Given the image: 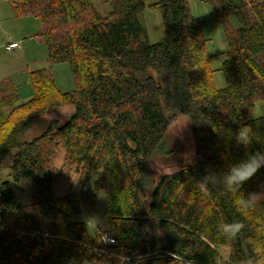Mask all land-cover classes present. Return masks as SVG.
<instances>
[{"label": "trees", "instance_id": "1", "mask_svg": "<svg viewBox=\"0 0 264 264\" xmlns=\"http://www.w3.org/2000/svg\"><path fill=\"white\" fill-rule=\"evenodd\" d=\"M4 1L16 16L39 21L48 63H67L75 88L59 91L53 76L39 69L29 73L33 98L18 104L15 86L0 80V169L9 168L14 183L26 180L33 199L22 205L9 182L0 184V264H122L124 257V264H243L246 240L260 219L242 207L243 198L260 191L264 168L239 194L201 188L198 181L264 151V116L249 118L264 100V1L203 0L228 46L220 89L188 0L157 1L165 36L155 44L145 35L144 0H104L110 6L105 16L91 0ZM65 106L74 111L63 123L41 118ZM176 113L189 119L194 163L162 176L147 195L149 164ZM241 126L254 134L247 147L233 138ZM33 131L40 133L31 137ZM58 139L77 174L78 194L52 193L45 166L51 152L41 147ZM100 189L114 245L103 243L107 231L91 238L82 223L69 221ZM37 216L52 226L56 239L49 246L31 236L42 230ZM237 220L250 230L228 245L217 225ZM219 246L229 249L226 258Z\"/></svg>", "mask_w": 264, "mask_h": 264}, {"label": "rangeland", "instance_id": "2", "mask_svg": "<svg viewBox=\"0 0 264 264\" xmlns=\"http://www.w3.org/2000/svg\"><path fill=\"white\" fill-rule=\"evenodd\" d=\"M146 8L141 17L145 26V35L150 44H155L165 36L162 24V13L154 6L158 0H144ZM263 2L264 0H256ZM93 6L102 16L110 11L109 4L104 0H91ZM153 6V7H152ZM190 14L199 19L201 33L207 40L206 51L209 57V67L213 71L212 78L215 88L224 87V78L220 71L221 64L228 49L224 31L220 24L216 23L212 11L203 0H188ZM235 20L234 16L228 17ZM40 30L39 21L32 16H16L11 5L0 1V79L9 80L19 94V102L23 103L33 98L29 73L37 69L46 68L53 76L56 87L64 93L72 92L75 88L71 71L67 63L50 65L47 61L46 47L41 38L37 36ZM16 42L18 49L5 50V47ZM72 106H65L56 110H50L43 118L45 122L56 120L58 123L66 121L73 113ZM264 116V100L255 103L250 114V119ZM42 127L36 128L41 131ZM39 131H33L31 137L38 135ZM42 150L51 156L45 162V166L52 172V193L54 196L78 194L79 185L77 174L65 161L64 149L59 139L56 142L42 145ZM195 145L191 134L189 119L176 113L169 124L164 140L154 153L148 167L151 186L147 195L164 175H169L181 169H186L194 163ZM9 182L15 192L16 200L22 205H30L33 202L26 180L14 183L9 175V168L0 169V184ZM79 214L69 217L70 223H82L88 235L92 238L99 231L113 232V224L108 208L107 195L104 190H97L94 194L93 204L80 202ZM38 224L42 229L49 230L52 226L37 216ZM217 251L224 257L228 256L229 249L219 246Z\"/></svg>", "mask_w": 264, "mask_h": 264}, {"label": "clouds", "instance_id": "3", "mask_svg": "<svg viewBox=\"0 0 264 264\" xmlns=\"http://www.w3.org/2000/svg\"><path fill=\"white\" fill-rule=\"evenodd\" d=\"M236 143L247 147L254 139L251 127L241 126L239 131L233 134ZM261 168H264V151H256L246 154L245 158L232 162L225 170L209 171L198 181L201 188L215 187L222 192L232 194L241 193L240 190ZM259 192L250 193L244 197L242 207L259 216V227L251 231L246 240L249 248V256L243 260V264H264V184H261ZM226 244L240 239L241 235L249 232L250 225L243 220L218 224L216 229ZM206 239V234H202ZM127 258L124 257L122 264Z\"/></svg>", "mask_w": 264, "mask_h": 264}, {"label": "built area", "instance_id": "4", "mask_svg": "<svg viewBox=\"0 0 264 264\" xmlns=\"http://www.w3.org/2000/svg\"><path fill=\"white\" fill-rule=\"evenodd\" d=\"M19 45L16 42H11L9 43L6 47L5 50L9 51V50H13L15 48H17ZM40 236V238L43 240L45 246H49L51 243H54L56 237L53 236L49 230L47 229H42L39 233L33 234L31 235L33 236ZM103 243L106 245H114L115 244V238L113 235L106 233L103 237H102ZM95 254L97 256H99V251H95Z\"/></svg>", "mask_w": 264, "mask_h": 264}, {"label": "crops", "instance_id": "5", "mask_svg": "<svg viewBox=\"0 0 264 264\" xmlns=\"http://www.w3.org/2000/svg\"><path fill=\"white\" fill-rule=\"evenodd\" d=\"M230 23H231V25L233 26V27H237V22H235V20L233 21V20H230ZM19 45V44H18ZM20 47V45L17 47V48H15V49H18ZM41 69H46V68H41ZM37 70H39V69H37ZM48 72H49V70L48 69H46ZM36 71V70H35ZM33 72V71H32ZM50 73V72H49ZM0 80H2V79H0ZM56 85V84H55ZM23 103H25V102H23ZM18 104H22V103H18ZM56 110V109H55ZM53 111V110H52ZM48 112H50V111H47L46 113H48ZM46 113H44L43 115H41V118H43V116L46 114ZM32 134H30V136H31ZM54 142H56V141H54ZM53 143V142H52ZM49 156H51V154L49 155ZM49 158V157H48Z\"/></svg>", "mask_w": 264, "mask_h": 264}]
</instances>
